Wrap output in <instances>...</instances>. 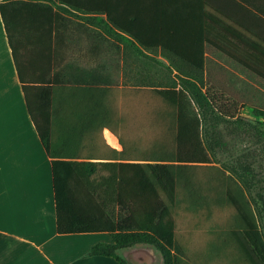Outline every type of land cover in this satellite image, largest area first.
<instances>
[{
	"label": "crops",
	"instance_id": "obj_1",
	"mask_svg": "<svg viewBox=\"0 0 264 264\" xmlns=\"http://www.w3.org/2000/svg\"><path fill=\"white\" fill-rule=\"evenodd\" d=\"M57 14L64 46L55 63ZM261 49L264 0H0V264H121L87 255L117 231H150L172 249L189 244L200 226L182 229L177 210L216 203L184 201L177 163L138 151L174 144L143 139L165 130L173 112L149 108L148 88H160L148 85L149 68H173L169 80L180 89L199 79L193 68L202 64L203 91L261 94L264 80L231 57L257 62ZM57 71L66 83L53 94ZM53 103L54 146L74 157L51 156ZM232 220L206 222L207 232L237 245ZM136 247L118 253L147 264L131 254ZM188 258L248 264L243 251L209 242Z\"/></svg>",
	"mask_w": 264,
	"mask_h": 264
},
{
	"label": "trees",
	"instance_id": "obj_2",
	"mask_svg": "<svg viewBox=\"0 0 264 264\" xmlns=\"http://www.w3.org/2000/svg\"><path fill=\"white\" fill-rule=\"evenodd\" d=\"M54 4L59 9L62 8L61 4ZM67 5L80 8V6L73 3H67ZM58 20L59 16L57 14L55 63L60 58V52L64 46ZM109 20L137 42L144 43L137 33L119 24L113 18H109ZM120 35L128 38V36L123 34ZM231 57L264 80V50L261 49L257 62H246L235 56ZM166 69L169 72L173 71L171 67ZM193 70L197 72V75H200L197 81L188 80V83L183 86L184 88L180 89H176L175 85L170 84L159 90L164 100L173 107V112L165 115V119L169 121V137L174 140V144L148 147L146 148L147 154L145 156L147 160L174 161L177 163V195L179 196L186 189L192 190L190 191L192 195L203 192L201 183L196 184V186L193 185L189 175V168L207 166L213 162V154L221 144H224L223 142L219 143L217 140L221 136V132L217 130V125L221 120L235 123L233 126L239 125L241 121L240 116L237 114L239 109L245 106L244 104L238 105L236 101L227 98L225 94H210L211 87H208L206 92L203 91L204 81L202 76L204 66L202 64L196 65ZM53 82V94H58V88L66 83L60 77L58 71L55 72ZM257 114L264 115L258 111ZM55 127L56 120L53 103L51 156L74 157L75 154L73 153H57L54 146ZM207 167L211 168L213 166ZM94 169L95 166L93 164L87 165V172H92ZM211 182L213 181L211 180ZM211 187L217 194V202L226 203L235 208V214L232 217V219L234 218L235 226L233 233L238 240V248L245 254V261L248 264H264V233L259 222V214L256 211V206H254V200L250 198L242 182L234 180L223 183L221 181L220 183H212ZM260 198L264 199V196L260 195ZM205 201L209 202V200ZM111 236L112 242L100 241L93 244L87 255L112 256L121 264H130L118 253V250L139 244H147L153 246L161 253L163 264H194L189 261L188 250L183 243L177 241L175 248L172 249L150 231H117L112 232Z\"/></svg>",
	"mask_w": 264,
	"mask_h": 264
},
{
	"label": "rangeland",
	"instance_id": "obj_3",
	"mask_svg": "<svg viewBox=\"0 0 264 264\" xmlns=\"http://www.w3.org/2000/svg\"><path fill=\"white\" fill-rule=\"evenodd\" d=\"M155 69L156 68H149L148 85H155L160 88H148L149 108L154 110H171L173 107L163 99L159 92L160 89L172 84L169 80V71L163 69L164 71L161 70L160 73L157 74V70ZM132 70L133 72L137 71L136 68H132ZM135 83L138 82L132 84L135 85ZM261 84L264 85L262 81ZM225 95L227 98L236 101L238 105L244 104L245 106L240 108L237 114L240 116L241 121L239 125L233 126L235 123L223 120L217 125V130L221 132V136L218 137L217 140L219 143L223 142L224 144H221L220 147L217 148L216 152L213 154V162L207 165L213 167L208 168L207 166H200L189 168V175L193 185L196 186V184L201 183L203 185V192L192 195L190 192L192 190L189 191L186 189L182 191L180 196L183 197L186 202L205 204L203 202L209 200L208 203L216 204H214L215 209L212 211L177 210V220L181 228L182 226L183 228H186V226L190 227L193 226V224L200 226L198 227L200 230H196L194 234L195 237L192 241L189 244L183 243L187 250L200 247L207 242H209L211 248L217 251L240 250L237 245L231 244L230 241L226 239V235L223 236L219 231L210 234L206 229L207 223L216 222L217 225L226 224L230 222L235 214L234 206L217 202V194L213 191L214 189H212L211 184L220 183L221 181L223 183L232 182L234 180L242 182L250 198L254 200V206H256V211L259 214V222L264 233V199L260 198V195L264 196V115L261 116L257 114V111L264 114V92L261 94L226 93ZM168 123V119H165V122L161 123L165 130L163 129L161 132H156L155 129L149 130L143 139L150 141L154 138V140H156L155 137L157 136V138H159L157 140H171L166 131ZM149 124H152V120L150 119ZM231 127L233 128L229 129ZM145 150V148H140L138 151L146 155L147 151ZM211 180L213 182H211ZM232 222L234 223V218ZM210 241H212L211 244ZM136 249L138 250L131 249L133 250L131 254L134 257L143 258L146 256L148 257L147 264H162V256L153 246L139 244ZM200 250L201 249L198 251ZM144 261L145 260H142V262ZM207 261L208 260L204 258H199L197 263L206 264Z\"/></svg>",
	"mask_w": 264,
	"mask_h": 264
}]
</instances>
